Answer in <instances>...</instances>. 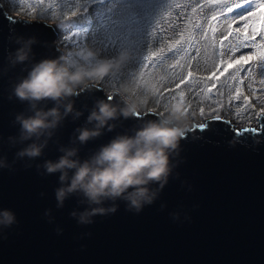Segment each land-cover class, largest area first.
Listing matches in <instances>:
<instances>
[{
  "label": "water",
  "instance_id": "water-1",
  "mask_svg": "<svg viewBox=\"0 0 264 264\" xmlns=\"http://www.w3.org/2000/svg\"><path fill=\"white\" fill-rule=\"evenodd\" d=\"M61 29L10 15L0 1V212L15 217L11 225L0 224V264H264V125L249 133L243 129L253 127L238 129L223 117L204 120L205 129L192 122L178 154L171 155L167 183L148 185L156 195L140 212L129 211L119 198L89 204L82 193L69 194L60 205V173H47L46 161L56 162L62 148H77L75 158L89 159L116 136H134L162 117L155 111L140 118L119 115L127 101L114 91L111 103L118 118L108 122L114 129L81 144L77 129L94 127L87 117L109 96L95 84L61 101L62 115L68 103L73 111L48 130L50 137L45 132L22 139L17 117L35 110L15 95V88L36 63L65 58L57 43ZM21 48L30 49L24 62L16 59ZM55 106L50 100L37 104L44 110ZM45 142L39 157L18 155ZM112 206L115 213L80 222L82 212Z\"/></svg>",
  "mask_w": 264,
  "mask_h": 264
},
{
  "label": "rangeland",
  "instance_id": "rangeland-1",
  "mask_svg": "<svg viewBox=\"0 0 264 264\" xmlns=\"http://www.w3.org/2000/svg\"><path fill=\"white\" fill-rule=\"evenodd\" d=\"M0 1L10 15L44 20L60 28L70 22L71 30L65 32L67 28H62L65 33L57 43L65 52L64 63L66 61L72 70L77 64L91 68L101 59L117 61L123 57L120 67L97 83L106 94L118 91L127 102L137 103L141 113L155 111L161 116L174 103L183 102L192 122L205 120L195 109L203 106L207 111L206 92L204 95L197 93L199 100H187V95H191L187 90L180 94L179 99L165 100L161 90L174 78V71L180 70L177 65L191 67L200 79L205 78V72L215 62L213 48L209 47L214 45V41L208 27L211 26L212 33H215L212 18L230 11L227 0H26L23 5L20 0ZM75 8L79 15L71 17ZM221 18L223 23L229 20L226 16ZM70 34L76 39H65ZM253 50H259V42ZM87 51L96 52L97 56L87 58L83 55ZM153 52L158 57L149 67ZM249 71L255 80L258 65L254 62ZM126 85L130 90L123 92ZM245 92L254 97L253 111L258 112L260 101L255 98V93L247 89ZM157 93H161L159 98ZM260 99L264 100V96ZM238 103L226 105L221 116L232 120L238 129L257 128L259 121L246 120L239 115L240 110L235 107Z\"/></svg>",
  "mask_w": 264,
  "mask_h": 264
},
{
  "label": "clouds",
  "instance_id": "clouds-1",
  "mask_svg": "<svg viewBox=\"0 0 264 264\" xmlns=\"http://www.w3.org/2000/svg\"><path fill=\"white\" fill-rule=\"evenodd\" d=\"M33 41H29L31 44ZM29 50H18L16 59L24 62L29 58ZM87 58L97 56L96 52L83 53ZM123 57L117 61L101 59L94 67L83 64L75 65L72 70L64 57L57 59H43L36 63L28 76L15 88V95L22 101H29L35 110L34 115L17 120L21 124L22 139L28 140L33 136H42L45 132L50 137L49 129L56 128L68 113L73 111V104L65 105V112H60L61 101L78 96L82 91L89 90L95 84L109 76L119 68ZM130 89L126 85L123 92ZM112 95L107 100H99L96 108L87 117V122L93 128L77 129L78 140L81 144L102 135V130L114 129L109 125L110 120L118 118V109L113 106ZM123 98V95H122ZM54 101L57 106L47 110L37 108L42 101ZM140 106L135 102H127V106L119 109V115L125 118H139ZM77 117L82 113L77 112ZM192 120L183 102L174 103L162 117L150 121L145 127L138 129L134 136L118 135L108 144L103 145L89 159H78L79 149L62 148L61 155L56 162H45L47 173H60L59 180L63 186L56 190V198L63 206L69 194L82 193L89 204L100 205L106 200L115 201L118 198L127 202V209L140 212L145 204H151L155 197L148 185L160 183L163 187L171 172V155L176 152L186 134L191 130ZM45 144L33 143L18 153L24 157H39ZM71 172V175H70ZM131 189V191H130ZM116 206L94 207L80 214L81 223H92L90 219L96 215L115 213ZM76 215V213H73ZM15 221L13 213L8 210L0 212V224L11 225Z\"/></svg>",
  "mask_w": 264,
  "mask_h": 264
},
{
  "label": "snow or ice",
  "instance_id": "snow-or-ice-1",
  "mask_svg": "<svg viewBox=\"0 0 264 264\" xmlns=\"http://www.w3.org/2000/svg\"><path fill=\"white\" fill-rule=\"evenodd\" d=\"M20 3L23 5L26 0H20ZM227 3L231 6L230 11L222 13L221 16L229 17L228 22L223 23L221 16H217L212 18L216 27L215 33H212L211 26L208 27L210 38L214 41V45L209 47L213 48L212 55L215 57V62L205 72V78L200 79L191 67L181 68L177 65V69L180 70L174 71V78L161 90V93L165 100L179 99L180 94L187 90L191 93L190 96L187 95V100L192 98L199 100L197 93L204 95L206 92L207 111L203 106L195 109L205 120L221 119V110L226 105L232 106L234 102H239L235 107L239 108L240 116L246 120L259 121L257 128L243 129L251 133L264 125V100L260 99L264 96V0H227ZM77 15L79 10L75 8L71 11V17ZM193 27H196L195 23ZM257 42H259V50L254 51ZM157 57L158 54L153 52L148 62L149 67L155 63ZM254 62L258 65L255 80L252 78L253 73L249 71ZM245 89L254 92L255 98L260 101L258 112L253 111L254 97L247 95ZM100 90L103 91L102 88ZM161 93L156 94L157 98ZM189 111H192L191 107ZM143 115L141 113L140 117ZM196 127L205 129L208 125L201 121Z\"/></svg>",
  "mask_w": 264,
  "mask_h": 264
},
{
  "label": "trees",
  "instance_id": "trees-1",
  "mask_svg": "<svg viewBox=\"0 0 264 264\" xmlns=\"http://www.w3.org/2000/svg\"><path fill=\"white\" fill-rule=\"evenodd\" d=\"M48 16V15H47ZM46 19H48L47 17H46ZM69 24H66V25H64L62 28H67L66 30H65V32H67L68 30H71L70 28H69V25L71 24L70 22H68ZM65 32H63V33H65ZM74 36L72 35V34H70V36L68 37V38H65V39H67V40H72V38H73ZM61 39V38H60ZM73 39H76L75 37L73 38Z\"/></svg>",
  "mask_w": 264,
  "mask_h": 264
}]
</instances>
